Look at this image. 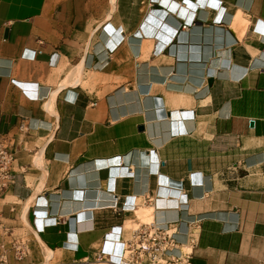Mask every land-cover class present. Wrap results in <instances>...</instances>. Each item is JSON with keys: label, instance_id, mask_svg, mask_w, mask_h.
Wrapping results in <instances>:
<instances>
[{"label": "crops", "instance_id": "1", "mask_svg": "<svg viewBox=\"0 0 264 264\" xmlns=\"http://www.w3.org/2000/svg\"><path fill=\"white\" fill-rule=\"evenodd\" d=\"M0 136V263L115 264L155 222L264 264V0H0Z\"/></svg>", "mask_w": 264, "mask_h": 264}, {"label": "built area", "instance_id": "2", "mask_svg": "<svg viewBox=\"0 0 264 264\" xmlns=\"http://www.w3.org/2000/svg\"><path fill=\"white\" fill-rule=\"evenodd\" d=\"M15 161L11 144L0 136V201L15 182ZM178 230L173 223L160 226L155 222H142L133 228L120 256L113 257L103 249L96 254V261L115 264H195L192 252H175L179 245L176 239ZM14 248L16 256L22 258L25 253L23 244L17 242ZM0 264H10L5 250Z\"/></svg>", "mask_w": 264, "mask_h": 264}, {"label": "bare ground", "instance_id": "3", "mask_svg": "<svg viewBox=\"0 0 264 264\" xmlns=\"http://www.w3.org/2000/svg\"><path fill=\"white\" fill-rule=\"evenodd\" d=\"M53 254L54 252L51 249H48L47 259H50Z\"/></svg>", "mask_w": 264, "mask_h": 264}, {"label": "rangeland", "instance_id": "4", "mask_svg": "<svg viewBox=\"0 0 264 264\" xmlns=\"http://www.w3.org/2000/svg\"><path fill=\"white\" fill-rule=\"evenodd\" d=\"M132 227V225L131 224H128V228H131Z\"/></svg>", "mask_w": 264, "mask_h": 264}]
</instances>
